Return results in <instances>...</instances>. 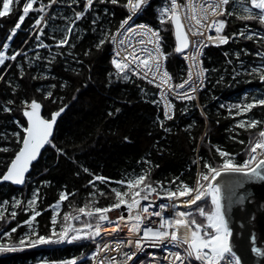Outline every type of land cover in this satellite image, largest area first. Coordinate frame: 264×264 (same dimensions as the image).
Instances as JSON below:
<instances>
[{"label":"snow or ice","instance_id":"6c2138e0","mask_svg":"<svg viewBox=\"0 0 264 264\" xmlns=\"http://www.w3.org/2000/svg\"><path fill=\"white\" fill-rule=\"evenodd\" d=\"M97 3L120 6L127 10L128 15L120 20L113 30L108 7L97 10ZM150 3L151 0H126L123 3L121 0H23L21 4V0H0V18L17 11L16 22L6 41L0 45V68L5 69L0 73V82L6 89L5 98L0 102V113L11 114L19 110L23 117V120H11L15 126L14 130L0 133V142H7L6 145L0 143V153H12L6 159L0 158V185L6 182L11 185H26L30 169L43 153L49 150L54 151L57 158L64 157L76 163L67 149L55 142L57 120L68 107L64 103L65 97L56 93L57 84H41L37 87L34 91L40 94L39 100L35 96L17 98V92L21 89L17 79L24 80L25 76L29 75V70L35 69V74L30 76L31 80H55L56 77L51 75V66L60 56L71 58L76 64L82 65L84 61L73 51L77 47L73 37L79 39V36L75 35L78 31L77 22L85 18L90 21L89 28L96 39L83 55L89 57L92 55V48L100 51L105 44H110L114 49L111 64L116 71L114 74L109 73L108 86L113 83V76L115 80L123 82H132L135 77L159 89V99H153L151 103H162L163 119L158 123L165 133L172 131L165 121L175 119L176 106L173 99L184 103V107L180 109L181 115L188 112L189 106L198 107L200 115L204 117L205 127L207 126L208 114L204 110L206 105L199 104L198 93L207 86L206 73L216 69H206L202 66L203 49L209 44L219 47L239 38L264 46V30L248 27V23L253 22L260 29H264V0H161V4L156 5L160 25L158 29L143 23L135 24L133 21ZM53 5L71 9V15L65 16L55 12L49 15ZM30 13L35 14L28 29V39L34 38L31 49L33 55L29 56L23 49L9 52L13 38L17 31L21 30ZM111 15L114 16V13ZM232 17L244 22L245 27L238 32L227 34L225 29ZM105 18L107 24L102 23ZM49 20L63 22L53 25L52 35L45 33ZM168 24L174 30L173 53L180 54L188 62L187 75L181 77L179 83H173V77L165 67V61L172 53L164 52L161 33L168 31L165 27ZM45 39L53 43H46ZM27 43L26 40L25 44ZM53 47L57 50L54 54ZM41 49L46 50L48 55L42 56ZM241 52L245 55L249 53L244 49L234 53L236 61L243 67ZM224 54L228 56L227 52ZM255 55L259 58V64L245 73L237 71L234 67V80L240 75H247L258 79L260 84L264 85V51H257ZM227 63L232 64L233 60L229 59ZM13 65L16 68V78L6 79L7 69ZM80 74L79 71L76 72V75ZM222 81L223 76H220L216 83L220 84ZM248 82H251V79ZM69 87L67 80L59 84L61 91ZM74 92L78 93L79 88ZM170 96L173 99H170ZM72 99H76L75 94ZM44 101H49L57 107L44 115ZM191 102L196 103L193 105ZM257 108L264 112V92L250 99L245 96L242 102L227 109L229 116L235 121L230 129L234 135L230 136V139L247 145L243 150L246 158L242 161L236 159L241 153H232L219 145H212L206 132L197 141V137L191 134L194 125L184 129L189 133L193 152L196 153L192 160V164L196 166L195 180L191 185L180 176L166 181L153 180L152 171L159 165L148 159L140 161L142 167L139 172L126 174L118 180H112L94 173L88 167L78 165L79 171L76 175L83 173L88 177L85 187L89 189V195L85 198L83 206L69 202L71 210L65 212L61 218L62 203L68 200L70 195H76L74 192L61 191L58 201L52 206L54 214L51 215L50 234L46 235L41 234L36 226L37 217L41 215L37 207L40 199L39 187L33 189L26 202L14 197L11 200L10 212L9 201H0V222L5 226L15 220L17 209L28 214L27 218L22 222L18 221L16 226L6 231L0 230V235L8 238L7 243H0V253H13L25 247L40 245L87 242L95 245V251L88 258L91 264H138V254L149 248L163 253L161 256L149 253V264H248L246 251L233 239L231 212L234 205H243L245 201L244 196L238 195L237 189L246 184L264 181V119L249 115ZM120 111L117 107L107 115L112 117ZM216 122L219 123V120ZM239 130L249 133L247 141L237 139L241 134ZM252 130H257L254 138L251 135ZM123 140L129 142L127 136H124ZM205 145L211 154L209 159L199 154L200 147ZM113 184L117 186H111ZM101 185L104 186L103 189ZM101 197L111 202L107 206H97ZM110 213L113 215L110 216ZM76 221L80 223V227L75 225ZM243 227L241 225V228ZM18 228L26 230L13 239L12 234L16 233ZM125 229L124 238L117 236L114 242L105 239V235L124 232ZM251 253L264 257V250L257 246L255 237H252ZM61 264H78V260H65Z\"/></svg>","mask_w":264,"mask_h":264},{"label":"trees","instance_id":"16d2710c","mask_svg":"<svg viewBox=\"0 0 264 264\" xmlns=\"http://www.w3.org/2000/svg\"><path fill=\"white\" fill-rule=\"evenodd\" d=\"M121 2H126V0H121ZM22 3L23 0H21ZM160 4L161 0L153 1L141 18L142 21L155 29L160 28L156 12V5ZM13 7L15 9L16 5L14 4ZM73 7L77 6L73 5ZM95 7L97 10L108 7L113 30L119 21L127 16V10L120 6H106L97 3ZM231 7L232 4L229 5V8ZM54 12L65 16L71 15V9L58 8L56 5H53L49 15ZM112 13L114 16L111 15ZM100 14L102 15V12ZM34 15V13H30L29 17L25 19L21 30L17 31V35L11 42L9 52L23 49L28 52L29 56L33 55L31 49L34 38L28 39V29ZM16 19L17 11L10 13L7 17L0 18V45L6 41ZM48 23L49 27L45 28V33L52 35L53 25L63 22L49 20ZM102 23L107 24V18L102 19ZM89 24L90 21L87 18L77 22L78 31L75 35L79 36V39L76 40L75 36L73 37L77 44L73 51L79 59L84 61L82 65L76 64L71 58L66 59L64 56H60L57 58V62L51 66V75L56 77L55 80H31L30 76L35 74V69L29 70V75H26L24 80L17 79L21 85V89L17 92V98L35 96L39 100L40 94L34 90L41 84L56 83V93L63 95L64 103L68 105L58 122L55 142L66 148L76 163L74 164L70 159L64 157L57 158L55 152L49 150L43 153L39 161L32 167L24 187L15 188L9 184L0 185V201H9V212L12 210L11 200L14 197L26 202L31 197L33 189L40 188L37 207L41 211V215L37 217L36 226L39 232L45 235L50 234L51 215L54 214L52 206L58 201L61 191L76 193L75 196L70 195L69 199L62 203L61 218L65 212L71 210L69 202L76 206H83L85 198L89 195V189L85 187L88 177L83 173L80 176L76 175L79 171L78 165L88 167L96 174L118 180L126 174L139 172L142 167L140 161L148 159L153 164L159 165L152 171L153 180L166 181L172 177L180 176L182 180L191 185L195 180L196 166L192 164V160L196 153L193 152V142L189 139V133L184 131L189 125H194L191 134L197 137V141L206 132L212 145H219L232 153H241L236 156V159L242 161L246 158L243 155V150L247 145H241L230 139V136L234 135L230 129L235 121L229 116L227 109L235 103L242 102L245 96L250 99L252 96L264 92V85H261L258 79H252L247 75H240L235 80L232 78L234 67L237 71L245 73L246 70L257 66L259 58L255 54L257 51H264V46H258L256 42L243 38H239L235 42L230 40L228 44L219 47L209 46L205 49L202 58L203 66L206 69H216V71L206 73L207 86L199 93V104L206 105L204 110L208 114L207 126L205 127L204 117L200 115L198 107L189 106L188 112L181 115L180 109L184 107V103L173 101L176 106L175 119L165 121L166 126L172 128L170 133H165L158 123L163 119L162 103L160 105L151 103V100L159 99L157 88L135 78L132 82L117 81L114 76L113 83L108 86L109 73H115L111 66L110 44H105L100 51L92 48V55L89 57L83 55L92 47L96 39L90 31ZM165 27L168 28V31L161 33L163 50L165 53H172L166 60L167 69L171 73L174 83H179L181 77H186V65L178 54L173 53L175 40L172 26L168 24ZM243 27H245L244 22L232 17L229 19L225 32L231 34L238 32ZM248 27L264 30L253 22H249ZM55 35L59 36L60 33H55ZM26 40L27 44H25ZM45 42L53 43L48 39H45ZM241 49L249 53L248 55H245L244 52L240 54L243 67L239 61H236L234 55ZM56 51L53 47V54ZM40 52L42 56L48 55L44 49H41ZM225 52L228 53V56H225ZM229 59L233 60L232 64L227 63ZM4 71V68H0V73ZM77 71L81 74L76 75ZM7 73L6 79L9 77L15 79V65L7 69ZM220 76H223V81L217 84L216 80ZM89 77L91 78L89 79ZM250 79L251 82H248ZM64 80L68 81L70 87L61 91L59 84ZM76 88H79L78 93L74 92ZM141 89L144 91L142 92ZM5 93V85L0 82V102L5 98ZM74 94L76 95L75 100L72 99ZM195 103L191 102L193 105ZM220 105H225V107L222 108ZM56 107L57 105L44 101V115ZM117 107L121 111L109 117L107 113ZM249 115L264 119V112L258 108L253 109ZM13 118L23 120L19 110H15L11 114L0 113V133L14 130L15 126L11 123ZM217 120L219 123L216 122ZM239 131L241 134L237 139L247 141L249 133L243 130ZM256 131L252 130L251 132L253 138ZM124 136L129 138V142L123 140ZM0 143L7 144V142ZM199 154L205 159H209L211 155L206 145L200 147ZM11 155L12 153H0V158L6 159ZM100 187L104 188L103 185ZM110 202V200L101 197L97 206H107ZM17 212L15 220H11L6 226L0 222V230L6 231L16 226L18 221L22 222L27 218L28 214L20 209H17ZM82 219L85 218L82 217ZM74 223L77 227L81 226L78 221ZM25 230V228H18L17 232L12 234V238H18ZM0 238L5 243L8 242V238L2 235ZM59 245H52L54 247L48 249L0 253V264H61L62 261L71 259H77L78 264H91L88 258L95 251V245L84 243L58 247Z\"/></svg>","mask_w":264,"mask_h":264},{"label":"water","instance_id":"95a60500","mask_svg":"<svg viewBox=\"0 0 264 264\" xmlns=\"http://www.w3.org/2000/svg\"><path fill=\"white\" fill-rule=\"evenodd\" d=\"M64 113H62L61 117L64 115ZM42 114H44L43 108ZM61 117H59L57 120L56 129ZM37 162H35L34 165ZM31 170L32 168L27 174V179L31 173ZM221 179L222 177L218 178L217 182H219ZM4 184L11 185L7 182ZM11 186L15 188H22L25 185ZM237 193L238 195L244 196L245 201L243 205H234L231 212L233 221L231 227L234 231L233 239L237 241L239 245L243 246V249L246 251L245 258L248 260V264H264V257H257L255 254L251 253L252 237H255L257 246L264 250V181L246 184L242 188L237 189ZM241 225L244 227L241 228Z\"/></svg>","mask_w":264,"mask_h":264},{"label":"built area","instance_id":"2783aa9c","mask_svg":"<svg viewBox=\"0 0 264 264\" xmlns=\"http://www.w3.org/2000/svg\"><path fill=\"white\" fill-rule=\"evenodd\" d=\"M153 1H155V0H151V3H152ZM151 3H150V4H151ZM145 10H146V9H145ZM145 10H144L142 13L138 14L137 16H135V17L133 18V21H134L135 24H141V23H143V24H146V25L152 27L151 25H149V24H147L146 22H144V21L141 20V18H142L143 15H144ZM127 15H128V13H127ZM125 18H126V17H125ZM130 23H132V22L130 21ZM152 28L155 29L154 27H152ZM211 34L214 35V33H211ZM209 46H215V45L209 44L207 47H209ZM220 46H222V45H220ZM207 47H205V48L203 49V56H204L205 49H206ZM215 47H217V46H215ZM110 55H111V60H112V58L114 57V49H113L112 46H111V52H110ZM203 56L201 57V59L203 58ZM179 58H180L182 61L185 62V65H186V75H187V64H188V62L185 61L181 55H179ZM202 62H203V61H202ZM111 66H112V69H113L114 71H116L115 68H114V66H113L112 64H111ZM202 66H203V63H202ZM165 67L167 68L166 61H165ZM203 67H204V66H203ZM167 70H168V69H167ZM170 75H171V73H170ZM171 76H172V75H171ZM133 78H135V77H133ZM135 79H136V78H135ZM145 82H146V81H145ZM173 83H174V81H173ZM200 92H201V91H200ZM200 92H199V93H200ZM158 93H159V89H158ZM199 93H198V97H199ZM158 97H159V95H158ZM169 98H170V99H173L171 96H170ZM173 101L181 102V101H179V100H175V99H173ZM181 103H183V102H181ZM158 203H159V201H158ZM109 215L112 216L113 214L110 213ZM153 219H155V218H153ZM125 235H126V229L124 230V232H119V233L112 234V235H105V239H106L107 241H109V242H114L115 237L119 236L120 238H124ZM0 243H5L4 241H2V238H0ZM85 243H87V242H85ZM75 244H81V243H79V242H77V243H73V244H67V243H64V244L59 245L58 247L66 246V245H75ZM87 244H88V243H87ZM52 247H54V246H52V245H40V246H36V247H31V248H29V247H25V248H23L22 250H29V249H48V248H52ZM22 250H20V251H22ZM17 252H18V251H17ZM149 253H155L157 256H161V255L163 254V253L159 252L158 250H154V249H150V248H149V249H146L144 252L138 254V264H149V262H150Z\"/></svg>","mask_w":264,"mask_h":264},{"label":"rangeland","instance_id":"374dc122","mask_svg":"<svg viewBox=\"0 0 264 264\" xmlns=\"http://www.w3.org/2000/svg\"><path fill=\"white\" fill-rule=\"evenodd\" d=\"M0 10H2V5H0Z\"/></svg>","mask_w":264,"mask_h":264}]
</instances>
